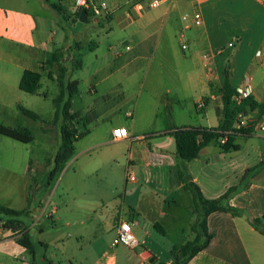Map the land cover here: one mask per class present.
Returning a JSON list of instances; mask_svg holds the SVG:
<instances>
[{"label":"rangeland","instance_id":"1","mask_svg":"<svg viewBox=\"0 0 264 264\" xmlns=\"http://www.w3.org/2000/svg\"><path fill=\"white\" fill-rule=\"evenodd\" d=\"M94 1L107 4L108 13L101 9L95 16L97 21L56 20L50 27L56 35L65 30L72 41V47L63 51L67 68L63 83L78 81L71 99L70 111L77 113L72 122L80 132L89 130L74 141L71 158L57 170L54 153L62 123L61 114L55 118L54 99L60 89L58 69H51V76L41 70V87L34 93L24 92L18 81L21 68L27 66V53L15 44L0 41V123L26 127L32 139L26 143L0 134V207H29L39 214L37 223L44 229L48 246L44 249L34 243L36 264H49L47 259L56 253L55 264L92 263L95 254L116 234L109 213L121 212L127 219L131 209L139 244L134 250L116 245V264H142L136 256L142 248L155 254V260L166 263L172 258V247L195 235L191 219L192 210L196 211L191 192L178 186L180 180L189 177L196 179L207 199L218 198L232 188L228 199L233 197L240 204L239 214L262 219L264 189L260 195H245L243 191L250 182L264 187V171L251 180L264 167V133L236 135L238 150L223 152L213 140L194 159L178 157L175 129L217 126L222 106L221 82L206 81L198 56L185 60L190 47L185 51L180 47L175 34L178 22L163 34L156 31L141 50L139 39L123 30L128 22L127 10L135 1L144 4V13L159 11L171 2L148 8L150 0ZM109 13L112 19L108 20ZM229 13L230 8L220 11L221 16ZM178 14L173 11L172 19L178 20ZM201 14L206 18L212 12L208 9ZM231 36L227 34L230 41ZM76 41L80 48H75ZM237 43L229 49L232 54L237 52ZM127 45L131 49L126 51ZM115 51L123 53L114 57ZM77 58L81 66L73 68ZM239 61L238 75L230 79L232 84L240 83L246 75L251 76L252 86L264 84V67L258 61L248 53ZM211 93L218 95L211 98ZM198 101L204 103L202 108ZM19 106L38 118L24 115ZM260 114L264 118V112ZM115 124L127 128V139L112 140L110 130ZM261 160L263 166L259 168ZM130 175L134 180L129 179ZM257 211L261 214L254 215ZM14 232L18 230L14 228ZM55 237L62 242L49 241ZM21 256L31 259L30 252L17 241L0 243V264H20ZM143 264L152 263L147 259Z\"/></svg>","mask_w":264,"mask_h":264},{"label":"crops","instance_id":"2","mask_svg":"<svg viewBox=\"0 0 264 264\" xmlns=\"http://www.w3.org/2000/svg\"><path fill=\"white\" fill-rule=\"evenodd\" d=\"M68 1H70L69 4H67ZM74 1L75 0H0V41L15 44L27 53L24 59L27 66L21 68V73L24 69L35 71L45 69L47 73H49L51 69L48 70L47 66L44 64L46 59L57 49H62L64 51L71 47L70 44L72 41L69 42L65 30H63L60 35H56V32L51 30L50 27L56 20L58 22L65 20L62 19L60 14L51 7L49 3H57L71 13L69 21L72 22V19L75 18V16L72 15ZM165 1L171 3L155 12L147 11L144 13L138 10L135 7V3L140 1L132 3L127 10L126 18L128 22L123 26V30L128 36L139 39L137 41L139 50L147 45L146 43L150 36L156 31H158V35L163 34L166 28L174 25L176 22H178V24L175 29V34L176 32L178 33L184 24L181 20L183 14H191L194 10H201L204 12L210 9L212 12L210 16L207 14L206 18L202 16L203 24L201 28L191 26L185 29V34L190 43V55L189 57H185V60H192L196 56L201 59V53L204 51L215 52L219 47L225 46L230 41L227 39V34L232 33L231 39H233V37H238V43L236 42L237 52L232 54V51L229 50L231 47H228L221 54H215L210 70L203 66L206 81L215 83L221 82L222 67L227 70L229 79L232 78V80H234L239 71V59L244 60L247 53L250 55L251 59H255L264 67V55L261 58L255 57L256 50H264V0H160L159 6ZM229 8L230 13L227 16H221L220 11ZM173 11L179 13L178 20L172 19L171 14ZM95 16L96 14H94L93 19L87 17L89 22L91 20L97 21V17ZM222 17L224 21H222ZM110 19H112V15ZM243 35H245V38ZM76 42L80 43L79 41ZM227 55L231 56V59H228ZM232 85L235 87L237 84ZM253 88L256 92L255 101L264 102V88H262V85L260 87L253 86ZM213 95L217 96L218 94L211 93V98H213ZM118 125L122 124H115L112 127ZM238 135L242 134L239 133ZM263 171L264 167L261 168L259 173L252 176L251 180L257 178ZM189 180L194 183L197 182L195 178L191 179L189 177ZM182 181L180 180L178 184L179 187H183ZM199 188L202 195L206 198L201 186H199ZM263 189V186L250 182L247 190L243 191V194L250 195L256 192L257 195H260ZM228 203L237 209L240 207V204L237 203L236 199L233 197L228 199ZM27 212L28 214L23 221L32 239V251L30 252L28 250L31 259L27 260L25 256H21L20 264H36L34 243L38 242L41 247L46 249L48 240L46 241V238L43 237L44 229L37 223L39 214H36L35 209L32 211L29 207ZM195 213H193L192 210L191 223L196 220L197 215ZM259 214H261L260 211L254 212V215ZM133 215L134 212L131 209L127 219H131L134 222L132 232L138 240L137 227H135L136 229L134 231L136 222ZM162 215L166 216L167 213H162ZM109 218L112 220V228L115 229L118 219L122 218L121 212L116 211L109 213ZM253 218H257V216L249 218L239 213L233 215L225 211L210 213L207 216L206 224L208 232L212 235L211 239L208 245L197 252L186 264H264V235L259 233L251 225L250 220ZM190 225L192 224H189V227ZM19 233L18 231L15 234L14 230L5 228L3 236H0V243L5 245L12 244V240L17 241V235ZM193 237L192 235L188 239H192ZM188 239H182L180 244ZM49 241L53 243L62 242L58 237ZM111 242L112 240L106 246L101 247L100 251L95 254L96 256L91 261L92 263H88L116 264L118 247H113ZM135 248L136 247H128L129 250H134ZM146 251L147 250L142 248L136 253V256L140 258L142 264L146 262L147 259L149 260V257H153L154 260L156 259L155 254L151 253L149 257L147 255V257L144 258L142 253H146ZM51 258L52 259H47L49 264H55V260L58 259L57 253L52 254ZM42 259L46 260L44 256ZM66 259H68V257H66ZM152 262L150 261V263ZM170 262L171 259L166 261V263Z\"/></svg>","mask_w":264,"mask_h":264},{"label":"trees","instance_id":"3","mask_svg":"<svg viewBox=\"0 0 264 264\" xmlns=\"http://www.w3.org/2000/svg\"><path fill=\"white\" fill-rule=\"evenodd\" d=\"M51 7H53L62 17L63 20L69 21L71 13L66 9L59 6L57 3L50 2ZM87 17H94V13L88 9ZM79 10L72 13L73 16L77 17ZM108 19L111 18L109 14L106 16ZM75 48H80V43H74ZM94 44V43H93ZM91 46V45H90ZM72 47V46H71ZM70 47V48H71ZM48 70L58 69L57 80L59 84V93L54 99L56 106L55 118L59 114L62 116V123L60 125V142L54 153V170L59 169L63 166L72 156L74 150V141L88 133V129L83 131H78L75 124L72 122L76 117L77 113L71 112V99L73 93L77 92L78 81H68L66 84L63 83V77L67 71L64 65L63 50H55L49 58L46 59L44 63ZM80 60H73V68L80 67ZM221 86L219 89L220 99H221V110L220 117L216 127L209 128L205 126H183L175 129L173 132L174 142H175V153L178 157L183 160H191L198 156L200 150L210 141H216L223 152H228L230 150H238L239 145L234 143L235 136L239 133L242 135L252 134L249 131L235 130L232 133L227 134L226 141L224 143L220 142V138L224 136V132L232 130V124L236 115L237 108L233 107L231 97L235 91L232 85L228 72L223 68L222 72ZM51 76V72L48 73ZM41 72L24 69L20 75L18 81V87L20 90L27 93H34L41 87ZM68 91V92H67ZM249 107L251 109L257 110L260 113L264 112V102H257L251 97L243 100L239 108ZM20 111L33 119H37L38 115L28 110L22 106H19ZM0 134L6 135L10 138L22 141L30 142L31 136L28 128L23 126L9 127L0 123ZM263 166V161L261 160L257 167L261 168ZM183 187L191 192L192 201L196 211V220L193 223V230L195 235L192 239L185 240L178 246L171 248V262L163 263L154 260L152 264H186L197 252L204 249L210 239L211 233L208 232L207 228V216L215 211H225L230 212L233 215L238 214V209L229 205L228 203V193L232 188H229L224 194L214 199H207L202 195L200 188L189 179H184ZM27 209L14 210L10 208L0 207V222L3 221V226L11 230L17 229L21 234L17 238V242L25 247L30 252L32 251V239L26 230V225L24 224V218L27 216ZM260 218H253L250 220L251 225L259 233L264 235V215ZM155 227H158L161 232L164 233L163 228L158 224L154 223Z\"/></svg>","mask_w":264,"mask_h":264},{"label":"built area","instance_id":"4","mask_svg":"<svg viewBox=\"0 0 264 264\" xmlns=\"http://www.w3.org/2000/svg\"><path fill=\"white\" fill-rule=\"evenodd\" d=\"M160 4V0H150L147 3L148 8L157 7ZM81 7L92 11L94 14L98 13L101 9L105 12L107 11V4L104 1H100L97 4L94 0H75L73 12L80 10ZM135 7L138 10H142L145 6L141 2L135 3ZM181 20L183 21L182 28L178 31V39L180 42V47L183 51L188 50L190 47V43L185 36V29L190 28L191 26H201L203 24L202 14L199 10H194L191 14H183L181 16ZM238 41V37H233L231 41H229L225 46L219 47L215 52L213 51H204L201 53V60L203 66L210 70L212 66V60L215 54H221L226 48L233 47L235 42ZM130 47L127 45L125 50H129ZM122 51L113 52L114 57H118ZM264 55V50L258 49L255 51V57L261 58ZM235 91L231 97V101L234 108H237L236 115L232 124V130L224 132V136L220 138V142L224 143L226 141V136L229 133H232L235 130H244L249 131L251 133L263 132L264 133V118L263 116L254 109L249 107L239 108L242 104L243 100L251 97L253 100L256 99V92L251 84V76L246 75L245 78L238 83L235 87ZM264 88V84L262 85ZM213 98L216 95L212 96ZM197 105L199 108L204 106L202 101H198ZM110 136L112 140H121L126 139L129 136V132L127 128L123 125L114 126L110 130ZM130 180H134L132 175L129 176ZM134 222L131 219H118L115 230L116 234L112 239L111 245L115 247L118 244L126 245L130 248L136 247L139 242L134 236L132 232V226ZM5 231V227L3 226V221L0 222V236H3V232ZM21 233L17 235L19 237Z\"/></svg>","mask_w":264,"mask_h":264},{"label":"water","instance_id":"5","mask_svg":"<svg viewBox=\"0 0 264 264\" xmlns=\"http://www.w3.org/2000/svg\"><path fill=\"white\" fill-rule=\"evenodd\" d=\"M82 21V22H89V19L87 18V10L84 7H81L78 13V16L72 19V22L75 21ZM145 252L142 253V255ZM146 254L148 255V257L150 256V252L146 251ZM149 260L152 262L154 260V258L149 257Z\"/></svg>","mask_w":264,"mask_h":264}]
</instances>
